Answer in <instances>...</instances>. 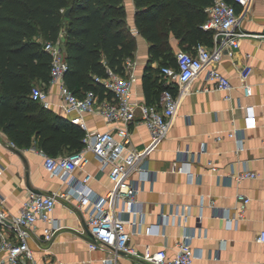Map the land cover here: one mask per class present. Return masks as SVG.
I'll use <instances>...</instances> for the list:
<instances>
[{
    "label": "crops",
    "instance_id": "1",
    "mask_svg": "<svg viewBox=\"0 0 264 264\" xmlns=\"http://www.w3.org/2000/svg\"><path fill=\"white\" fill-rule=\"evenodd\" d=\"M124 2L128 25L137 38L133 58L137 62V81L132 99L139 105L161 108L163 88H153L146 78L150 43L137 30L135 0ZM237 9L241 17L240 30L248 35L241 38L235 55H225L218 65L234 85L231 99H226V92L208 80L206 71L202 72L192 81L191 91L184 98L168 136L145 161L148 175L145 179L136 175L140 189L138 200L144 203L146 216L140 233L132 236L131 243L140 251L149 245L153 250L166 248L168 254L174 256L185 227L168 223L165 215L173 213L177 206L189 205L192 215L187 229L196 232L192 246L202 255L196 264H264V243L258 241L264 231V38L255 36L264 34V0H252L248 7L238 5ZM171 41L175 54L184 50L177 38L172 37ZM195 46L186 51H194ZM245 65L253 67L249 96L240 76ZM152 67L153 74L160 77L159 83L164 87L166 80L161 74L162 66L157 61ZM48 89L52 101L48 109L81 126L78 114H69L65 110L59 87L48 86ZM83 119L88 129L81 127L86 132L114 130L121 126L108 122L97 113H86ZM140 119L138 115L131 130L134 146L142 150L150 143L151 133ZM232 132L243 140L242 150L238 140L229 137ZM0 139L3 142L0 167L4 169L0 176V212L11 218L20 214L23 203L32 194H62L71 190L66 182L45 169L44 156L33 149L36 146L12 147L11 139L1 128ZM203 145L205 151H202ZM210 162L217 165L218 171H212ZM180 167L183 171H178ZM246 170L254 171L257 177L242 181L234 178ZM87 172L95 176L89 185L98 195H106L113 188L109 169L103 172L94 155H90V163L73 176L80 180ZM239 194L249 197L251 202L238 223L230 227L225 217L238 206ZM203 198L206 201L215 199L217 206L201 209ZM88 209L89 205L80 203L75 196L59 198L54 218L61 226L55 230L53 240L45 242L43 234L48 224L38 223L30 240L35 258L43 264H106V258L116 257L119 254L116 250L90 249L91 239L86 234ZM125 219L131 220V213L127 212ZM118 261L120 264H139L141 259L119 254Z\"/></svg>",
    "mask_w": 264,
    "mask_h": 264
},
{
    "label": "built area",
    "instance_id": "2",
    "mask_svg": "<svg viewBox=\"0 0 264 264\" xmlns=\"http://www.w3.org/2000/svg\"><path fill=\"white\" fill-rule=\"evenodd\" d=\"M243 8L248 7L252 0H234ZM208 19L203 25L206 31L213 33V46L199 43L194 51L180 50L176 54V66L166 65L161 69V74L166 80V88L162 91V106L137 104L133 101V88L137 81V62L128 58L125 62V75L113 69H108L105 78L97 77L104 87L106 97L101 99L94 90L87 91L82 97L76 95L66 84L65 75L68 70L66 51L61 38L58 41H46L45 49L52 56L51 80L47 86L34 85L31 97L40 102L46 109L51 108V93L48 86H58L59 95L67 113H77V120L84 128L88 129L83 115L97 113L108 122L121 124L114 130L87 131L84 146L81 150L68 155L57 157L48 155L36 147L44 156V167L55 177L66 182L71 190L62 194L52 192L48 194H32L24 203L19 215L9 218L6 213L0 212V264H43L35 258V252L30 245V240L37 231L38 223L43 221L48 224L44 229L43 241L50 242L54 238L55 230L61 223L54 218L58 199L69 195L75 196L80 203L89 205L87 221L95 240L90 241V249L124 252L129 257L139 258V264H196L202 257L192 246L196 232L187 229L188 219L192 215L189 205L177 206L173 213L166 214L168 223L184 225L185 231L177 243V251L170 256L166 248L153 250L146 246L143 251L131 243L132 236L140 233L146 216L144 203L138 200L140 189L136 184V175L145 179L148 171L145 168L147 158L163 143L168 136L175 121L184 98L191 91L192 81L202 72L206 71L209 81L215 87L226 92V99H231L234 89L232 81L224 75L218 65L225 55L233 57L240 47L241 38L248 35L240 30L241 17L236 6L227 0H214L206 9ZM264 38V34L255 35ZM253 72L251 65H245L241 70V82L246 95H250L252 84L249 82ZM209 90V88H205ZM144 123L150 133L151 141L142 150L133 144L131 124L137 120ZM229 137L236 138L240 143L239 149L244 147L243 140L235 132ZM219 140L222 137H218ZM12 147H18L12 140ZM3 145L0 139V146ZM206 146L203 145L202 151ZM90 155L96 156L101 163L103 172L109 169V176L113 188L103 196L98 195L89 185L94 175L87 172L85 176L76 180L73 176L79 169H84L90 163ZM212 171H218L215 163H209ZM183 167L178 171H183ZM190 173V171H187ZM4 169L0 167V176ZM254 171H243L234 175L237 181L246 178H255ZM238 206L230 212L225 219L233 227L243 217L249 197L242 194L237 196ZM216 207L215 199L201 200L200 207ZM131 213L132 219H125L126 213ZM264 243V231L258 237ZM116 257L105 259L106 264H120ZM49 264V263H45Z\"/></svg>",
    "mask_w": 264,
    "mask_h": 264
},
{
    "label": "trees",
    "instance_id": "3",
    "mask_svg": "<svg viewBox=\"0 0 264 264\" xmlns=\"http://www.w3.org/2000/svg\"><path fill=\"white\" fill-rule=\"evenodd\" d=\"M213 2L135 0L137 30L150 43L146 78L153 88L167 86L159 83L152 64H177L172 37L184 50L213 44V33L203 28ZM227 2L238 8L234 0ZM60 38L69 65L66 84L80 97L94 90L105 98L96 78H105L108 69L125 75V62L137 48L124 0H0V128L18 147L36 146L54 157L81 150L87 134L31 97L34 85L51 80L45 42Z\"/></svg>",
    "mask_w": 264,
    "mask_h": 264
},
{
    "label": "water",
    "instance_id": "4",
    "mask_svg": "<svg viewBox=\"0 0 264 264\" xmlns=\"http://www.w3.org/2000/svg\"><path fill=\"white\" fill-rule=\"evenodd\" d=\"M71 12V9H69L67 12H66V15L68 16ZM86 234L90 237V239L92 240H95L94 239V236L92 235L91 231H90V228L88 226H86ZM115 250V249H114ZM119 254H122V255H126L124 252L122 251H118Z\"/></svg>",
    "mask_w": 264,
    "mask_h": 264
}]
</instances>
